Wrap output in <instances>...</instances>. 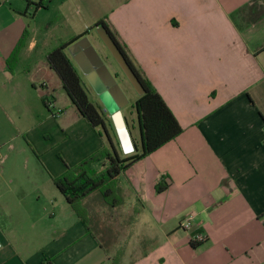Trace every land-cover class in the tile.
<instances>
[{
	"label": "crops",
	"instance_id": "1",
	"mask_svg": "<svg viewBox=\"0 0 264 264\" xmlns=\"http://www.w3.org/2000/svg\"><path fill=\"white\" fill-rule=\"evenodd\" d=\"M253 5L264 0H0V264H112L124 233L121 264H264V65L247 43L264 16L242 28L230 18ZM40 12L52 15L50 35L39 33ZM98 21L182 133L118 177L121 205L99 194L84 201L89 230L51 180L108 141L73 105L67 117L55 115L63 88L46 55L88 29L107 53ZM26 30L10 72L6 61ZM133 105L127 121L139 143ZM29 165L44 181H18L15 171Z\"/></svg>",
	"mask_w": 264,
	"mask_h": 264
},
{
	"label": "trees",
	"instance_id": "2",
	"mask_svg": "<svg viewBox=\"0 0 264 264\" xmlns=\"http://www.w3.org/2000/svg\"><path fill=\"white\" fill-rule=\"evenodd\" d=\"M40 6H42L41 2L36 4V8ZM254 16L263 17L264 7L258 8L253 5L252 7L242 8L232 13L230 18L234 21L240 18L245 22L247 17L250 21H253ZM98 26L105 27L145 90L144 95L138 97L134 103L135 106L133 105L134 110H137L141 140L139 143L133 140L135 151L131 155L125 158L120 157L110 133V127L113 125L108 114L103 112L102 107L96 106L90 101L82 86V78L66 53L70 44L88 35L91 29L67 42L60 43L46 55L49 68L59 79L64 92L79 115L88 121L94 129L98 130L101 137L105 136L108 141L107 146L83 160L79 165L73 168L68 167L62 175L53 178L55 187L89 230L90 219L88 210L83 204L84 201L93 194H99L109 207L114 208L121 205L122 198L117 188L118 177L134 163L144 159L182 133V127L162 96L144 76L125 45L111 30V27L105 21H98L95 27ZM238 27L242 28L240 24ZM27 33V30L23 33L6 61L10 72H13L18 62V54L25 44ZM42 101L45 107L51 110L52 101L46 95L42 97ZM98 163L101 164V167L95 169L94 165ZM157 190L162 189L157 187ZM124 254L125 248L118 247L111 257L112 264H121Z\"/></svg>",
	"mask_w": 264,
	"mask_h": 264
},
{
	"label": "water",
	"instance_id": "3",
	"mask_svg": "<svg viewBox=\"0 0 264 264\" xmlns=\"http://www.w3.org/2000/svg\"><path fill=\"white\" fill-rule=\"evenodd\" d=\"M95 32L106 48L109 57L132 85L138 97L144 95L145 90L139 78L105 27L98 26ZM67 52L97 95L103 107V112L108 114L121 149L125 154L133 153L135 151L134 142L128 128V121L122 112V109L128 105L129 101L118 85L116 77L111 73L98 51L91 44L88 35L70 44L67 47Z\"/></svg>",
	"mask_w": 264,
	"mask_h": 264
},
{
	"label": "rangeland",
	"instance_id": "4",
	"mask_svg": "<svg viewBox=\"0 0 264 264\" xmlns=\"http://www.w3.org/2000/svg\"><path fill=\"white\" fill-rule=\"evenodd\" d=\"M35 7H34V5H32L31 11H30L31 14L34 13ZM247 11H248V9L246 10V12ZM51 16L52 15L45 14V12H40L37 14V26L38 27L46 26L45 28L41 29L39 33L42 32L45 35H50L54 31V28H52L51 25L47 26V24H48L47 22H49ZM246 19L247 20L245 22L242 21L240 18L238 19V23L240 24V26H246L247 24H249L251 22L248 17ZM88 38H89L91 44L98 51L99 55L102 57L104 63L109 68L111 73L113 74V71L119 72L118 67L114 64L113 60L109 57L108 53H103V50H102L103 48L100 45V43L98 41H96L93 37H91L90 35L88 36ZM247 43L249 46H251L253 48H257L255 50H257L261 53L260 61L264 65V24L257 25V27H255L251 33L247 34ZM106 57H108L109 59H106ZM116 81H117L118 85L120 86V88L122 89V91L124 92L125 96L127 97L128 101H129L128 105L122 109L123 115L125 116V118L127 120H129V118L131 116L130 113L133 112L131 109V106L138 99V95H137L136 91L134 90V88L132 87V85L125 78L124 75L121 74V76ZM82 86H83L84 90L86 91L90 101L93 102L96 106L102 107L97 95L92 90V88L90 87V85L88 84V82L85 80V78L83 76H82ZM55 97H56L57 102L54 105V111L56 113L57 112H63L64 113L66 110L67 115H65L64 117H67L70 113H74L72 106H71L73 104H71V102H70L69 98L67 97L66 93L64 92V90L59 89L55 93ZM135 115H136V113L134 111V113H132V116L135 117ZM58 116H59V114H58ZM128 128L130 129L129 124H128ZM110 133L116 141V134H115L113 126L110 127ZM103 138L106 139L105 136H103ZM115 145H116V148L118 149V151L120 152V148H119L120 146H118V143H116ZM131 154H128V155H131ZM79 164H77V165H79ZM77 165H75V166H77ZM75 166H70V168H73ZM8 167H9L8 165L3 166V168H4L3 170H5V172H6L5 174L11 172L8 169ZM35 167H36V165L33 168L31 167V165H29V168H26L25 166H21V169H17L15 172H16V176L18 177V181H44L42 176L35 172ZM37 167L40 171V167L39 166H37ZM5 174L3 175L4 179L7 177V176L5 177ZM51 181H53V179ZM118 236H120V235H118ZM122 236L123 237L125 236V237H124V240L120 243L119 247H121L123 249L125 248V250H126V244L127 243L125 240H126L127 234L124 233V235H122Z\"/></svg>",
	"mask_w": 264,
	"mask_h": 264
},
{
	"label": "built area",
	"instance_id": "5",
	"mask_svg": "<svg viewBox=\"0 0 264 264\" xmlns=\"http://www.w3.org/2000/svg\"><path fill=\"white\" fill-rule=\"evenodd\" d=\"M63 112H57L55 115L62 114ZM182 228L189 229L191 226L190 219L186 220L182 225ZM198 242H202L204 240L203 236H198L196 239ZM2 249V242L0 240V250Z\"/></svg>",
	"mask_w": 264,
	"mask_h": 264
},
{
	"label": "flooded vegetation",
	"instance_id": "6",
	"mask_svg": "<svg viewBox=\"0 0 264 264\" xmlns=\"http://www.w3.org/2000/svg\"><path fill=\"white\" fill-rule=\"evenodd\" d=\"M107 59V58H106ZM119 70V69H118ZM122 73L120 72V70H119V72L118 71H116V72H113V75L116 77V80L120 77V75H121ZM123 75V74H122Z\"/></svg>",
	"mask_w": 264,
	"mask_h": 264
},
{
	"label": "bare ground",
	"instance_id": "7",
	"mask_svg": "<svg viewBox=\"0 0 264 264\" xmlns=\"http://www.w3.org/2000/svg\"><path fill=\"white\" fill-rule=\"evenodd\" d=\"M127 150V149H126Z\"/></svg>",
	"mask_w": 264,
	"mask_h": 264
}]
</instances>
